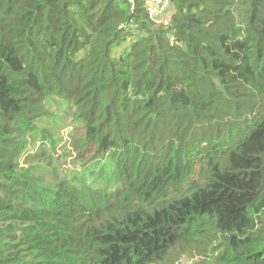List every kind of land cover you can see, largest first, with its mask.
Segmentation results:
<instances>
[{
	"label": "trees",
	"instance_id": "1",
	"mask_svg": "<svg viewBox=\"0 0 264 264\" xmlns=\"http://www.w3.org/2000/svg\"><path fill=\"white\" fill-rule=\"evenodd\" d=\"M148 4L0 0V264H264V0Z\"/></svg>",
	"mask_w": 264,
	"mask_h": 264
},
{
	"label": "built area",
	"instance_id": "2",
	"mask_svg": "<svg viewBox=\"0 0 264 264\" xmlns=\"http://www.w3.org/2000/svg\"><path fill=\"white\" fill-rule=\"evenodd\" d=\"M171 0H149L148 12L152 18H155L158 22H164V15L170 8Z\"/></svg>",
	"mask_w": 264,
	"mask_h": 264
},
{
	"label": "rangeland",
	"instance_id": "3",
	"mask_svg": "<svg viewBox=\"0 0 264 264\" xmlns=\"http://www.w3.org/2000/svg\"><path fill=\"white\" fill-rule=\"evenodd\" d=\"M67 133V131L65 132V134ZM183 261H182V263L181 264H192L193 262H191V261H189V260H187V259H182Z\"/></svg>",
	"mask_w": 264,
	"mask_h": 264
}]
</instances>
